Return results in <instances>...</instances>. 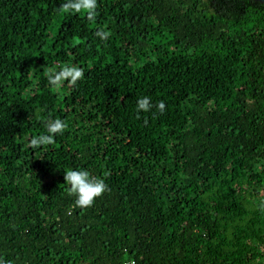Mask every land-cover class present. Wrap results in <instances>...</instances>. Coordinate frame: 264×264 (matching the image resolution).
Masks as SVG:
<instances>
[{"label": "trees", "instance_id": "trees-1", "mask_svg": "<svg viewBox=\"0 0 264 264\" xmlns=\"http://www.w3.org/2000/svg\"><path fill=\"white\" fill-rule=\"evenodd\" d=\"M66 2L0 0V256L264 264V3ZM69 66L82 79L50 85ZM50 118L63 134L34 149ZM70 169L108 185L92 206Z\"/></svg>", "mask_w": 264, "mask_h": 264}, {"label": "clouds", "instance_id": "clouds-1", "mask_svg": "<svg viewBox=\"0 0 264 264\" xmlns=\"http://www.w3.org/2000/svg\"><path fill=\"white\" fill-rule=\"evenodd\" d=\"M66 12L87 13L88 18L94 19L96 15L97 0H67L62 5ZM96 35L101 39H107V33L97 31ZM84 75L83 69L76 66L62 68L59 71L49 74L48 81L50 85L58 86L62 81H68L75 85ZM137 112H148L153 108L159 109L161 112L165 109V104L160 101L153 104L150 96H143L138 99ZM46 131L40 133L30 140V145L35 149L43 145H51L55 141L57 135L63 134L66 124L61 119H48L45 123ZM65 181L70 186V192L75 196V204L81 208L90 207L95 199L100 197L108 188L105 180L93 176L86 169H70L65 173ZM0 264H10L9 261L0 256Z\"/></svg>", "mask_w": 264, "mask_h": 264}, {"label": "built area", "instance_id": "built-area-1", "mask_svg": "<svg viewBox=\"0 0 264 264\" xmlns=\"http://www.w3.org/2000/svg\"><path fill=\"white\" fill-rule=\"evenodd\" d=\"M125 264H136V262L134 260H131V261H126Z\"/></svg>", "mask_w": 264, "mask_h": 264}, {"label": "rangeland", "instance_id": "rangeland-1", "mask_svg": "<svg viewBox=\"0 0 264 264\" xmlns=\"http://www.w3.org/2000/svg\"><path fill=\"white\" fill-rule=\"evenodd\" d=\"M260 190L264 191V182L260 185Z\"/></svg>", "mask_w": 264, "mask_h": 264}, {"label": "water", "instance_id": "water-1", "mask_svg": "<svg viewBox=\"0 0 264 264\" xmlns=\"http://www.w3.org/2000/svg\"><path fill=\"white\" fill-rule=\"evenodd\" d=\"M255 1H259V2H261V3H264V0H255Z\"/></svg>", "mask_w": 264, "mask_h": 264}]
</instances>
